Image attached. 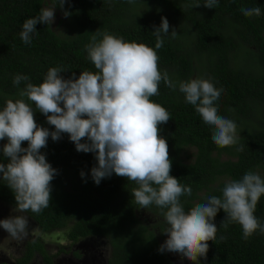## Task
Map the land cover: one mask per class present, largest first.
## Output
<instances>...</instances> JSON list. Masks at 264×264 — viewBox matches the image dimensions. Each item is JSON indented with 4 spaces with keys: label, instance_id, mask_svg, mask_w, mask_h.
<instances>
[{
    "label": "trees",
    "instance_id": "1",
    "mask_svg": "<svg viewBox=\"0 0 264 264\" xmlns=\"http://www.w3.org/2000/svg\"><path fill=\"white\" fill-rule=\"evenodd\" d=\"M56 2L0 0V110L7 100L21 99L19 92L27 82L42 83L49 68H65L60 73L64 79L78 78L82 71L95 72L85 46L98 32L155 49L152 32L163 17L170 27L163 46L155 49L160 71L166 70L177 84L199 78L222 90L215 106L220 116L235 122L239 136L237 144L218 147L194 106L178 88L173 91L161 81L159 95L150 99L171 115L159 125V135L168 144L170 175L192 189L191 196L180 197L185 212L205 203L207 197L221 196L227 182L241 179L248 171L264 179V0H218L213 9L204 7L203 0H134L131 4L127 0H65L55 11L68 13L63 22L66 29L55 33L49 25L38 23L30 44H25L20 38L23 22ZM196 2L201 5L195 7ZM253 7L261 9L260 16L246 17L241 12ZM172 30L177 33L174 38ZM18 74L29 80L14 85ZM33 111L38 126L55 130L34 104ZM6 143V138L0 140V163L5 166L10 162L2 151ZM27 146L26 141L21 145ZM40 151L56 169L49 207L39 214L24 213L40 234L56 232L71 244L105 239L110 245L106 264H174L160 251L168 226L162 210L155 205L139 208L132 195L138 187L135 182L113 173L97 185L91 176V169L98 165L95 154L78 152L66 133L57 141L49 136ZM2 176L0 202L15 209L14 194ZM140 213L151 216L153 225L140 222ZM254 215L264 225V196ZM225 219L226 213L219 210L213 221L216 240L207 242L206 257H200L199 264H264V233L257 230L245 240L239 224L221 226ZM35 255L52 264L38 240L27 243L15 264H28Z\"/></svg>",
    "mask_w": 264,
    "mask_h": 264
},
{
    "label": "clouds",
    "instance_id": "2",
    "mask_svg": "<svg viewBox=\"0 0 264 264\" xmlns=\"http://www.w3.org/2000/svg\"><path fill=\"white\" fill-rule=\"evenodd\" d=\"M64 3L57 0L53 7H42L39 15L26 19L21 40L30 44L35 26L51 25L57 4L62 8ZM217 4L218 0H203V6L209 9ZM200 5L196 2L194 6ZM241 12L246 17L261 15L259 7L242 8ZM169 27L168 20L162 17L160 26L152 32L155 49L163 46ZM170 35L174 38L177 33L172 30ZM85 48L95 72L82 71L78 78L64 79L60 73L65 68L52 67L39 85L27 82L29 78L24 75L13 79L17 86L27 82L19 92L21 99L7 100L0 110V140L7 139L2 151L10 158L6 166L0 163V173L14 194V211L39 214L49 207L56 169L40 150L47 146L49 136L57 141L66 133L78 152L95 154L98 165L91 169V176L97 185L115 173L138 186L132 195L139 208L155 205L162 210L168 225L163 232L168 238L160 251L178 253L199 264V258L206 257L207 242L216 240L218 229L213 221L221 209L226 213L221 226L239 224L245 240L257 230L264 233V225L254 215L264 196V179L259 174L248 171L241 179L227 182L221 196L207 197L205 203L195 204L187 212L180 197L191 196L192 189L170 175L168 144L159 135V125L167 123L171 115L150 97L159 95L161 81L173 91L178 88L212 130L213 142L224 148L237 144L239 136L235 122L220 116L215 106L222 90L199 78L177 84L166 70L160 71L155 49L106 32L93 35ZM33 104L54 131L37 125ZM82 139L87 142L81 143ZM25 141L27 148L21 147ZM0 227L16 241L29 236L25 215L0 220Z\"/></svg>",
    "mask_w": 264,
    "mask_h": 264
},
{
    "label": "rangeland",
    "instance_id": "3",
    "mask_svg": "<svg viewBox=\"0 0 264 264\" xmlns=\"http://www.w3.org/2000/svg\"><path fill=\"white\" fill-rule=\"evenodd\" d=\"M49 8L51 6H48ZM65 17L61 12L54 10V21L50 26L53 32L62 33L66 29L63 22ZM193 152L188 151L187 155ZM25 215L15 212L13 208L0 202V220L14 217L16 215ZM26 216V215H25ZM138 220L147 225H153V219L147 214H139ZM28 219L29 236L22 241L13 240L9 234L0 227V264H15L25 252L28 242L38 240L44 246L47 256L52 258V264H106V258L110 252L109 242L105 239H87L81 240L76 244H71L56 232L48 235L40 234L33 222ZM167 235L162 238L160 245L164 244ZM174 264H195L186 257L182 258L178 253L163 251ZM28 264H45L40 255H35Z\"/></svg>",
    "mask_w": 264,
    "mask_h": 264
}]
</instances>
